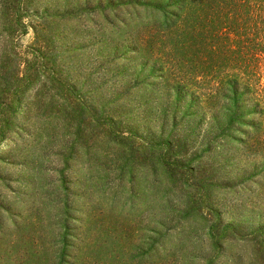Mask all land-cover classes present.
I'll use <instances>...</instances> for the list:
<instances>
[{"label":"rangeland","instance_id":"obj_1","mask_svg":"<svg viewBox=\"0 0 264 264\" xmlns=\"http://www.w3.org/2000/svg\"><path fill=\"white\" fill-rule=\"evenodd\" d=\"M168 6L0 0V264H264L261 168L182 92L246 68L181 60Z\"/></svg>","mask_w":264,"mask_h":264},{"label":"trees","instance_id":"obj_2","mask_svg":"<svg viewBox=\"0 0 264 264\" xmlns=\"http://www.w3.org/2000/svg\"><path fill=\"white\" fill-rule=\"evenodd\" d=\"M238 1L169 0V14L162 29L174 40L177 38L171 51L181 60L189 61L190 56L196 58L203 51L200 61L205 58L201 63H209L211 68H246L235 73L217 69L205 74L196 72L195 79L210 77L214 84L222 78L221 86H211L207 93L200 87L182 92L195 91L198 111L210 112L212 117L224 114L228 121L226 134L238 125L243 135L239 147L261 168L253 177L257 183L262 182L264 194V3L238 6ZM235 62L242 63L241 67ZM172 78L173 72L164 69L158 80L164 84Z\"/></svg>","mask_w":264,"mask_h":264}]
</instances>
